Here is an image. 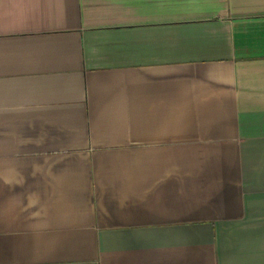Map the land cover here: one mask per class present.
I'll list each match as a JSON object with an SVG mask.
<instances>
[{
  "label": "crops",
  "instance_id": "obj_1",
  "mask_svg": "<svg viewBox=\"0 0 264 264\" xmlns=\"http://www.w3.org/2000/svg\"><path fill=\"white\" fill-rule=\"evenodd\" d=\"M0 264H264V0H0Z\"/></svg>",
  "mask_w": 264,
  "mask_h": 264
}]
</instances>
